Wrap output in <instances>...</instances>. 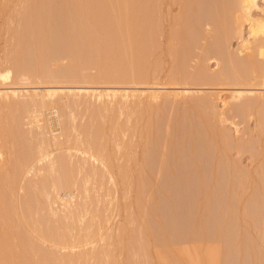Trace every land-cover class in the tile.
I'll return each instance as SVG.
<instances>
[{"label": "rangeland", "instance_id": "374dc122", "mask_svg": "<svg viewBox=\"0 0 264 264\" xmlns=\"http://www.w3.org/2000/svg\"><path fill=\"white\" fill-rule=\"evenodd\" d=\"M30 1H25V3L26 2L30 3ZM33 1L34 0H32L31 3ZM35 1L33 2L34 4L30 3V5L32 6L35 5ZM48 1L49 0H47L46 2L48 6L46 4L45 5L47 7H49L50 5L51 7L50 9L54 8L52 9L53 10L52 13L54 12L53 14L51 13L50 9L49 11L47 10L48 12L46 11L47 7L44 6V4L43 5L41 4V0L36 2L37 4L40 3L38 5L39 6L41 5V6L35 8V10L31 9V8H34V6L30 7L28 4L23 3V0H0V64L4 63V61L6 60L5 61L6 63L1 64V65H5L3 66V70L5 69L7 65L8 66L10 65L9 64V61L11 60L10 57H12L11 63H13L14 61L15 62L17 61L18 63L20 60L21 64L24 62V63H27L28 65L30 64L31 65L30 67L32 66L34 67V61L36 65H38V62H37L38 59H36L37 56L39 58V57H42L43 55L42 58L43 59L46 58L45 59L46 61L51 60V59H47L46 57L47 54L50 55L47 52H51L53 58L52 56H48V57L52 58V61H50V66L51 68H53L55 72L59 67L61 68V69L59 68V71L60 70L62 71V69L64 68H66L67 70L69 66L72 68L71 63L74 64L73 61H75V59H78L77 57H79L80 59L76 60L75 62V65L77 61L79 62L78 68L77 66H76L77 69L74 66L73 68L76 70L82 68L83 71L81 72L78 71V73H82L81 74L82 76H85L86 74L85 79H88L87 75L88 76L93 75L94 77L96 74H98L97 71L99 73L102 72V71H99L97 67H95L98 65V62L101 63L102 61L103 62L106 61L104 62V64L102 62L103 64L102 67L104 66L106 67V65H108L107 63H112L110 61L115 60L114 59L115 55L113 56L112 60L106 56L107 52H106L105 47H107L106 45H108L111 41L109 40L105 41V39L107 40V37H109L108 35H110L111 32L113 35V36H110L112 40H113L112 37L114 38L116 36L118 37L120 34L121 35L125 34L122 36L127 37L126 36L128 34L127 32L129 30H132V32L133 30L135 31L137 29L136 28L137 24L140 23L141 25L140 29L143 27V29H141L140 32H142V30L143 32L140 33L141 37L138 36L139 34L138 35L135 34L137 37L142 39V36L145 35V33L146 34L151 33V31L153 33V30H149V27H150V23L154 24V21L152 22L151 20L154 19V16L152 18V15H154L155 13L152 14V12H154L155 10L153 11V8H150V6L151 7L153 6L149 4L150 3L149 0H139L138 2L137 0H134L135 5H137V3L138 4L140 3V9L139 7L138 8L136 6L134 7V5L132 6L133 2L131 3V1L133 0L131 1L129 0L130 2L127 1L125 3L124 1L126 0L124 1L119 0L121 2L120 6L122 5V7H119L121 11L120 10L117 11V14H115V16L117 15V18L120 17L121 19H123L124 23L129 19L130 23L127 22L126 26L123 25L124 23L120 21V18H118L117 20L115 19L116 17H113L114 13H116L115 12L116 10L114 11L113 9H111V11H113V15H111L110 13L112 18H110L111 16L109 15L110 19L107 20L108 23L106 25H105L106 21H104L103 23L102 22L103 20L100 19L98 13L100 12L101 9H103V7L101 6L105 2L104 3V8H105V4H107L106 2L108 1V3H110L109 0H104L103 3H101L102 1L100 0V4L98 8L97 6L99 3L98 2L99 0L98 1L97 0L96 1L87 0L90 3V5L89 3L85 2V0H82V2L79 0L81 3L75 2L77 3V6H79V8H77V10L79 11L85 9L84 2L85 4H87L85 11H87L88 6H91L93 2L94 6H96V9L95 11L93 9L92 10L94 12L97 11L96 12L97 14H96V13H93V11L88 10L89 13L85 12L87 14H85L84 16H82L84 14L83 13L84 11H82L81 16H80L81 12L79 13L80 17L77 16L78 14L76 15V17L78 18V19L76 18V20H75V17L74 18L70 17L72 15L71 13L75 12V11H72V9L75 10L76 7L73 8V5L75 6L76 4L71 3L72 4L71 5L69 3V5H71L70 6L71 9L69 8V11L67 10L68 12H66V9L69 7V5L65 9V7L63 6L65 5V3L63 2V0H59V2L58 0H54V1L50 0L52 2L50 3L54 4L53 6H51V4ZM68 1H66V3H68ZM113 1H111V3ZM256 1L260 6H263L264 0H256ZM94 2H97V3H94ZM117 2L118 1H116L115 5L119 6ZM151 2H153L154 4L153 0ZM42 3H43V0H42ZM128 3L131 5L130 6L131 9L128 12L127 10L128 8H127L126 11H127V14L130 13L131 11V14H130L131 16H129L131 19L128 18L126 20V16L128 15L125 14V17H124V12L122 11H125V7L129 5ZM112 5H114V3ZM42 6L45 7V10H43L44 8H42ZM62 6L64 8H61ZM108 6L107 8H109ZM113 8H115V6ZM208 8L207 6H203L202 7L203 10L200 9V11H202L200 13L201 14L203 13L202 16L205 14L204 13L205 11L207 13ZM28 9L29 10L31 9V11L33 10V12L36 11L35 12L36 16H38L39 19L43 17H45L46 19V16H47L46 14L49 13L50 16L49 15L47 16V22H45L44 20V25L48 23L52 27L49 29L50 26L48 24H47L48 27L44 25L43 26L45 28L47 27L46 29L48 30V33H49V30H51V32L49 33L50 38L45 37L44 35L47 33V30H46V33L45 32L43 33L44 30L41 29L43 27L41 24L42 22L40 21H42L43 19L41 20L37 19V22H39L41 26L39 27V30H34L33 32V28L32 27H31L32 29L30 28L33 22L31 23V25H30V22L31 20L35 22L36 19H34V17L33 19L32 17H30V19L28 18L29 15L34 16V13L32 12L33 15H31L32 13ZM98 9L100 10L98 11ZM136 9H138V11H136ZM70 10L72 12H70ZM109 10L110 9H107V11ZM42 11H45L46 14ZM107 11H105L106 14H107ZM135 11L137 13H134ZM163 11L164 9H162V12ZM258 11L260 12V10L257 9L256 13ZM64 12L66 13L64 14ZM101 12L103 13L102 16L104 17V12L103 11ZM178 12H179V9L177 6H175V10L173 13L177 14ZM67 13L71 15L69 16ZM164 13H165L164 16H163V13H161V15L165 19L166 12L164 11ZM40 14H41V18H40ZM93 14L98 17L95 18ZM68 16H69V21L68 19L66 20ZM86 16H88L87 17L88 19L86 18ZM107 16H105L104 18H106ZM48 17H51L52 19L49 18L48 20ZM50 19H51V22H49ZM70 19L72 20L73 23L75 22L74 24L75 26H77L76 29L79 26H81L80 24L78 26L77 21L78 23H80V20H81V23H82L83 20H87V21L89 20L91 22H96L95 24L97 25L98 22L95 21V19L102 20L101 22L103 23V27L105 26V28L100 27L101 26L100 23H99L100 25H97V26L94 24L95 25V28H94L93 23L90 22L92 24L91 25L89 23L90 26L91 27L93 26V28H91L90 30V26L87 25L88 23L87 21H85L83 23H86V24H82L83 29H87L89 26L88 30H90L91 32H88L85 30L83 32L82 27H79V29H81L82 31L79 29L75 30L73 28L74 29L73 31H76V32H71L72 27H74V25H72L73 23L71 22ZM164 19L161 18V20H164ZM137 20L138 22L139 21L140 22L137 23ZM135 21L137 24L135 23ZM37 22L34 24L40 25ZM120 22L123 23L122 27L124 26L123 28L121 27L122 29L119 27V25L121 26ZM161 23L165 26L164 27L165 30L164 29H161V30L162 31L164 30L165 34L167 33L166 36H168V32H166V28H167L166 26H168L166 19L164 21H161ZM129 24H131L132 29L130 28ZM33 26L35 27L36 25H33ZM153 26L154 25H151V27ZM70 28L71 30H69ZM124 28L126 29V31L128 30L127 28H129V30L125 33H120V30L123 31ZM36 29H38V26H36ZM38 31L39 33L42 32V36L44 35L43 38L44 37L46 38V40L44 39L45 42L43 44L40 41L42 40L41 38L42 36L41 34L39 36ZM136 31L138 32V30ZM115 33H119V34H115ZM153 34H150V35L153 36ZM165 34L163 33V36L161 34V40H162L161 43L163 44V48L166 47L167 49V46H168L166 42L167 37L165 38ZM247 35H248V32L246 30L245 37H248ZM16 36L19 37V39L17 38L18 40H20L19 44L18 42H16L18 41L15 39ZM36 37L38 40L40 39L38 42H40L42 46L43 45L48 46V47L45 46V48H47L46 50H48L49 48V51L47 52L46 50L44 51L46 54L45 53L41 54L43 49L39 48L37 50L34 47L35 44H33V42L35 41ZM145 37H143L144 40H139V43L137 41L133 43L132 46L137 43L140 44L141 41L147 42L146 40L148 38L149 39L151 38V36L150 37L147 36V39L145 40ZM33 38H34V41H33ZM47 38L49 39L48 41H47ZM122 38L121 39L119 38V39L122 40ZM75 39L78 45L76 44V42L75 44L73 43ZM149 39H148L149 41L148 45L152 44L150 42H154L153 39L152 41H150ZM30 40H32L33 42ZM116 41H119V40H116ZM124 41L127 42L128 46L130 45V42L128 41V37H127V41L125 40V38H124ZM124 41L119 42V44L118 42L116 43L113 41L115 45H113L112 48L118 47L117 49H119L118 52L115 51L116 49H113L115 52H117L116 55H118V53L123 50V47H122V50H120L119 47L120 45L125 44ZM35 42L38 44V45L36 44V46H41L39 45L37 41ZM143 42L141 43L145 44ZM239 42L241 41L240 40L238 41L237 38L232 40L231 49L234 50L233 52L237 51L240 45ZM31 44H32V47L34 48L32 49L33 51L30 49ZM138 44H137V47H135L136 49L131 51V52H134L135 50L137 51L139 49L138 53L134 54L135 57H139L142 55L141 54L142 51L140 53V50L142 49L140 47L142 45L140 44L141 45L140 46ZM75 45L77 46L76 47L77 51L79 48H81V50L77 52V54H74L76 52L73 50L74 48L72 47V46L75 47ZM98 45L101 47V49L102 48L105 49V51L100 50V48H98L99 47ZM177 45H180V44L177 43ZM128 46H127V49L126 48L124 49L126 52L127 50L130 51ZM147 47L149 48V46ZM178 47L181 49V45ZM97 48L98 50H96ZM109 48H111V46H109ZM112 48L108 52H110ZM179 48H176V49L172 48V49L177 51V49ZM11 49H13L14 51L12 52ZM149 49L148 50L147 48L144 49L147 52L143 53L145 54L144 56L142 55L145 60L146 67L147 65H150L151 67L152 66L151 64L155 63L153 62V59L155 58L153 57L154 53H152V52H155V49L152 48L153 49L152 51H150ZM34 50L36 54L37 53L39 54L41 52L40 53L41 56H39L38 54L36 55L35 53L33 54L32 52H34ZM113 50L111 51L112 54H109V55L112 56L115 53V52L113 53ZM125 51L123 53L120 52L121 54H119L120 57L118 58V60H121L120 58L125 53ZM178 51L180 53V50ZM196 51H198V53L200 52L199 50H196ZM8 52L14 53L15 58H17V60L15 58L13 59L14 55L10 56V53H9L8 57L10 56L9 57L10 60L7 61L6 58H8L7 57ZM162 52H159L161 55L163 54L160 58V60L162 59L161 60L162 62L160 63L162 64L161 65L162 68L160 67L161 69H159V71L162 70L161 71L162 74L158 73L159 76L157 74L158 79L157 78L155 79L153 75L155 74L154 72H152V70L154 71L153 69L154 67L152 68V70L149 67L151 71H149L148 69V72L153 73L152 74L153 79L155 80L152 79V81L149 82L148 79L150 80L152 78L151 77L152 75H150L147 81L145 82H148V85L150 84L152 85L153 83L152 86L119 85V86L109 87L111 91L118 92L116 95H114L115 98L117 99L122 95H128L130 96V98H132V99H129L131 101L128 102L129 103L128 108L127 107L121 108L122 107L121 104L118 103L121 101H117V100H116L117 102H115L114 100L115 105H113V102L108 101L107 105H109L111 102L110 106L108 107L107 105L105 107L102 106L104 105L103 103L101 104L100 102L97 103L96 100L94 101L95 95L92 93L98 90L99 86H96L93 84H59L58 86L59 90L64 91L66 94L75 93L77 96L81 98L79 101L76 99L69 98V99H65L63 102L65 104L66 113H68L69 115L72 114L74 116L73 119L76 118L74 119V121L70 120L72 118L70 119L68 118V121L70 120L71 122H74V123H71V125L73 124L75 129L76 127H78L77 129L79 130L83 126H86V128L83 127L84 130L87 129V131L85 130L86 133L85 132L83 133V131L80 130L83 134L87 135V136L85 135L86 137H89L88 136L89 133L91 134L93 133L92 135H94L95 133L93 137L96 136L97 138L95 139H97L103 145L107 146L108 150H111V152H113L114 156L116 157L114 161L115 164H119V165L122 164L126 171V175H125V178L123 177V181L121 178L120 180L117 179L118 183L116 184L115 181H111L112 177L110 178L109 174L106 175V179H105V174H107L105 173L106 171H104L105 169L103 168L104 173L102 175V173L100 172V170L102 169V166H100V164L98 165L96 164L97 168L99 166H100L99 168H101L99 170V173L101 175L99 176L94 175L93 171H91L90 174L93 173L92 175H94L95 177L103 176L102 177L103 181L101 180L102 181L101 184H103L102 188L97 187L95 185L97 183L96 180H98L97 178L96 180H95V177H92L91 179L89 176V173L84 172L88 169L93 170L91 168L92 166L94 167L95 165H93L91 162H88L86 165L83 164V166L85 165V167L87 168V169L85 168L86 170L80 169L79 171L80 173L78 172L76 173L78 176L77 179H79L80 181L83 180L84 184L87 183L86 181H88L89 180L88 178H90L89 180L90 182L88 181L89 184H87L89 186L88 188L86 187L88 194L90 195L89 198L85 197L86 195L88 197L87 192L84 196V193L86 191L85 189H82V192L81 191L80 192L82 193L83 197L88 199L87 201L88 202L90 201L91 203L90 202L88 203L89 206H86L88 205L86 203L87 201L83 202L86 204V205L84 204L85 206L83 205V203L81 204L86 210H87V207L89 208L87 211V214L84 213V218L86 217L85 218L86 220L83 219V222L82 221L79 222L80 220L76 219L78 220L76 223L77 225L73 223L75 221L74 218L69 217L68 221L67 220L66 221L69 224V221L71 218L74 221L72 220V223L70 222L71 223L70 225L72 226L73 224V228H76L74 226H78L80 228L83 226L82 229H84V224L87 223V221L89 224V225L87 224V226H90L92 224V227H91L92 229L94 227L93 224H95V227H94L95 231L92 230L91 235L92 236L95 235L97 237L103 233V238L105 237L107 240L105 241V239L101 238L102 241L100 242V237L102 235L99 238L97 237L98 243H96L97 241H95L96 237L94 239L91 238L89 240H92V241L94 240L95 241L93 242L94 245L93 243H90L82 247L83 249H76L75 251L77 252L75 251L71 252L70 250L69 252L68 250L63 252L64 251L63 248L60 249L61 246L57 247L55 245V247H52L53 243L50 240L51 235L49 236L48 234H50L49 232L53 234V232L56 233V232L63 230L61 229L63 222H62V225L60 224L61 222L58 223V225L59 226L61 225V227L60 228L58 227L57 229L58 230L60 229V230L54 231L55 229H53L52 223H50L51 222L50 219L54 218V215L51 213L53 217L52 215L50 216L52 218L49 217L50 211L47 208L48 206L46 207L47 205L46 202H45L46 205L44 203L40 205V203H42L43 201L42 199L39 200V197L41 196L42 198L43 194L40 193L41 192L40 190L36 189L37 185L35 184L39 183V181L35 183V180H37L38 178L37 175L40 172H44L45 169H43V171H39V173L36 172L37 175H35L36 173L34 171H31L32 173L27 174L25 178L23 179V181L21 182L22 183L21 187L22 185L25 187L27 181L29 182L31 180L32 184L36 186V187H33V185H31L32 188L36 189L37 191L34 190L35 191L34 192L32 191L33 190L32 189L31 191H29V194H26L27 192L26 193L23 192L26 189L25 190L24 188L20 189L18 188L19 186H17L16 188H18V192H17V189L15 191V195L16 193L17 195L16 196L13 195V197H15L13 198V204L15 205V208H14V211L12 210V213H11L12 225L10 226L12 228L13 226L14 227L16 226L18 228L15 227V231L14 229H11V227L9 228V233H10L9 235H10L11 242L9 246H6L5 251L10 252L9 253L10 262H11V257H12L11 243L13 244L14 242V245L19 247L18 248L19 250H18L17 247L14 246V253L16 254V252L18 251L16 256L17 255L20 256L19 259H22V260L24 259L26 264L27 262H29L28 264H32V262H34L33 264H37V261L39 262L43 261L45 263L47 262L46 260L47 258L49 262L45 264H56L53 261L54 257L52 258V256L60 257L61 255V257L64 256L65 258H67L66 255H68V257L70 258L72 257V255L77 254L76 257L79 255L81 256V258H83L82 255H84L85 252H88V253L90 252L88 255L92 253L94 254V252L96 253L101 252V254L98 260H96L95 258L93 259L87 258L90 256L92 257L93 254L90 256L86 255L87 257L86 256L85 257L87 259V263H86V260L83 258V260L82 259L81 260L84 261V263L81 261V264L82 263L83 264H114V263L115 264H181V263L182 264H264V124L263 125L260 124L262 126L260 127L259 123H257L258 122L257 120H260L259 119L260 116L258 117L257 115L253 114L254 116L250 115L251 116L250 118L248 114H245L243 112L241 113L240 111H238L237 109L238 107L234 104V102H232L229 99L227 100L228 102L227 106L226 107L223 106L222 100H220V98H218L219 100L217 99L218 94L221 93L220 92L221 90H229V89L222 87V86L211 88V87L203 86L204 84L202 85V82L201 84H198L199 82H196L197 83L196 84L193 81L194 83H189L191 85L187 83L188 85L186 84L185 86H183V87H187V90H189L190 94L183 96V97L175 96L172 91L181 90L183 88V87L178 88L176 85L170 84L172 82L170 81L171 80L170 75L171 76L174 74L179 75L177 71L179 72L180 66L178 68L179 70L175 72H174V69L176 68V64H175V68L172 67V64L178 61L177 59L179 58L178 57L179 53H177L178 54L177 56L174 53V55L176 56L175 57L176 59L174 60L176 61L172 62V59L174 57L173 58L171 57L173 55L170 57L166 55V53L164 54ZM72 53L76 57L75 59L73 57L74 60L72 59V56H74L72 55ZM44 54H45V57H44ZM127 54H129V52H127ZM127 54H124V56L122 57V60L123 58H125V56H127ZM98 55H99L98 59H100V61L102 60L101 62L97 61ZM142 56L140 58H142ZM34 57H35V60H34ZM42 58H39L40 60V61L38 60L39 64L42 62L41 60ZM129 58L132 59L131 57ZM140 58H137L138 61H140L139 60ZM108 59H110L109 62H107ZM137 59L135 63L137 62ZM118 60L116 58V61L114 62H117ZM124 61L122 62L120 61V62L123 64L127 63V61H125V63ZM142 61L141 63L144 64V61L143 62ZM47 62L44 63L45 64L44 66L48 67V65H46ZM120 62L118 63L121 64ZM131 62H134V61L131 60ZM199 62L200 60L195 58L194 61L192 60V62L188 63L187 65L189 64L190 65L189 67L187 66L188 68L185 67L187 68L186 73L190 74V73L195 72ZM24 63L22 65H25ZM138 63L140 64V62ZM215 64H216L215 61L212 60L209 63L210 68L212 67L211 69H215L216 68ZM1 65H0V68H1ZM28 65H26V67H29ZM41 65L43 66V64ZM109 66H111V64H109ZM70 67L68 69L71 72ZM121 67H123V65H121ZM185 68L183 69L184 72L186 71ZM170 69H172V74L169 71ZM3 70H1V73L3 72ZM59 71L57 70V72ZM16 72L13 73L12 78L10 77L9 79H6V80L3 77V75L0 73L2 75V77L0 76V90L8 91L13 88V89H17L18 91H22L21 95L16 96V97L0 95V119L4 117L9 118V122L11 123L10 126L12 127L11 129L12 131L10 132V136H9V141H10L9 142V156H10V153H13V155L11 154L10 156L11 157L10 159H12V161L14 160L16 161V159L23 160L25 159V157L29 156L28 155L29 153L30 155L33 154L34 156L36 153H38L39 147L42 144L41 141L43 140V138H45V136L49 137L53 133L52 131L54 130V128L51 127V124L49 122L52 116H50L51 114L50 112H48L49 111L48 109H44V111L40 113V115L43 116L42 119H44L43 120L44 124L42 125L46 126V129H44V131L41 130V128L43 129L44 126L42 127V125L39 123V119L36 120L37 122H35L33 119V117L35 116V114H32L34 111V108L31 106L33 104L30 102L35 99L33 95H36L38 91L43 90V88L45 87L44 84L39 83L40 81L41 83L43 81L42 80L38 81L39 78L37 79L36 76H34L33 78L32 75L23 76L24 74L23 75L21 74L23 76L21 77L19 72L17 73ZM184 72H182V69H181L180 73L185 74ZM100 74H103V73H100ZM100 74H98V76L103 77V75H105V74L103 75H100ZM81 75L79 74V77H81ZM168 76L170 77V79ZM104 77H107V75ZM162 77H164V79H167L166 77H168V80H164L162 79ZM82 79H84V77ZM100 80H102V78ZM104 80L106 82V79ZM95 82L98 85L102 84V82H100L101 84H99L98 80L97 81L95 80ZM188 82H191V81H188ZM102 85H105L104 82ZM167 85L168 87H166ZM135 90L138 91V93H136L135 95H130V93H132V91H135ZM153 90H157V91L159 90L163 93L161 98L158 101H151L149 103L150 100L148 101L147 99L142 100V101L138 100L139 98L145 97L146 94H148V92L153 91ZM242 92H245V91H242ZM253 92H261V91H253ZM118 100H121V99H118ZM1 104H2V107L4 106V104L7 107L5 106L3 107V109H1L2 108ZM66 105L68 108L66 107ZM68 114L66 115L68 116ZM105 119L107 122H104ZM261 119L264 123V112H262ZM235 124H237L238 126ZM120 125L122 126V128L119 127ZM96 127L99 130H97ZM235 127L236 128L239 127L238 132H236L237 129ZM116 128L117 129L120 128L122 130L116 131ZM88 131L89 133L87 134ZM74 132L72 133L73 135H74ZM44 133L48 135L45 134L43 136ZM73 135H72V138H73ZM117 144L123 145V146L120 145L123 148L121 147V151L119 152L118 150L120 149L115 147V146L119 147V145ZM11 145L13 146L12 149H11ZM56 152L57 151H55L54 153ZM65 152L62 151V153H65ZM72 154L74 157H76L75 159L78 162L76 163L77 165H79V159L81 157L83 158V155H81L80 152H75V151L74 152L72 151ZM66 155L68 157L70 156L69 153ZM5 159L0 158V167L3 164H6ZM82 161L80 162V164H82ZM72 164L71 165L74 167L75 164L74 163ZM14 165L12 166L11 171L15 169L13 168L15 167ZM41 165L43 166V168L47 167L46 163L41 164ZM76 168H78V166ZM81 170L83 173L81 172ZM86 173L88 174L87 179H86L87 175H85ZM49 175L50 173L47 175L48 177H44L45 175L44 174L42 175L41 173L40 176L41 177L43 176L42 178L44 180L45 178H47L46 180L49 182V179L53 180L55 176L54 174H51L50 176L53 177V179H51ZM44 180H41V182H43ZM29 184L31 183L29 182ZM47 184L48 183H46V185ZM78 184H81V183L78 182ZM101 184H98V186L99 185L101 186ZM114 184H116L117 187H115ZM82 185L78 187L81 188ZM31 186L28 188L30 189ZM46 187L49 190L52 188L51 185L46 186ZM28 188H27V191H28ZM89 189H90V192H89ZM49 190L48 192L51 191ZM38 193H40L41 195ZM23 194L24 195L26 194L25 196L29 195L28 196L29 198L26 197V200L24 201L26 203V201L29 200L28 207L31 206L30 208L31 210L29 209L30 214H28L27 213L29 211L27 207L28 203L27 205L25 204L27 208L26 213L27 215H30L31 217L30 218L28 216L29 219H27L29 221V224H27L28 221L27 222L23 221L27 225L23 224V222L21 223L22 221L21 218L23 217L25 218L26 214L23 215V217L20 216L21 212L24 213L26 208L24 209L22 206V208L24 209V212L22 211L23 209H19L20 205L23 204L22 203L23 198L25 199V197H23L24 196ZM45 198L46 197H43L44 200ZM78 198H79L78 199L79 201L82 200V199L80 200L81 197H78ZM38 200L41 202H39ZM46 200L49 204L48 199ZM78 200L76 202L77 206H78L77 203L79 202ZM59 203L60 204L57 203L53 205L55 209H58L57 216L55 217L56 219L54 218L55 220L52 221L53 223L54 221L57 222L59 219L60 220L64 219V218H59V217L67 218L64 213L65 210L61 209L63 208V206L60 208V205L62 202H59ZM41 209H43V212ZM45 209L49 212H47ZM75 209L76 208H74V210ZM92 211H93V215H92ZM97 213L98 215H96ZM99 213L102 215L100 216ZM58 215L60 216L58 217ZM66 215H67V212H66ZM38 218L40 220L39 223L42 224L41 230L44 231V232L39 231L41 234L36 230L40 228L37 222L39 220L36 221V219ZM19 219H20V222H19ZM33 219H35V221ZM91 219L93 220V222L91 221ZM48 220H50V222H47ZM64 220H61V221H64ZM98 220L101 222H98ZM33 222L34 223L37 222L38 228L35 227L36 229H34V226L36 225H34ZM46 223L50 227L46 225ZM81 223H84V224L82 225ZM68 224L66 226L67 228H68ZM56 225L57 224H55L54 226ZM97 225L98 226L100 225V226L97 227ZM87 226L85 227V229L87 228ZM103 226H105L104 230H103ZM51 227L53 231L50 230ZM63 227L65 228L64 230H66L67 232L66 227L65 226ZM22 228L23 230H21ZM91 228H90V231H91ZM124 228H125V231H124ZM19 229L22 231V233ZM96 229H98L99 231ZM35 230L38 232V236ZM68 231H71V230H68ZM79 231L81 232V229H79ZM79 231L77 230V232ZM86 231L84 232L85 233L84 235L87 238H90L91 235L87 233L89 235L87 236ZM26 232L28 233V235L26 234ZM66 232H62V234L70 233V232L69 233L68 232L66 233ZM42 233L43 235L45 233V235L47 234L46 236L50 237V238L48 237L50 242L45 238L46 237L45 235H44L45 237H43ZM120 233L122 234L120 235ZM14 234L17 235L16 238H15L16 235ZM75 234L77 235L78 233H75ZM29 235H31V237L27 238V236ZM109 235L110 236L112 235L111 238H109L110 237ZM70 236L71 235H69V238ZM72 237H71L72 240L70 241H73L76 237L78 238L79 234L75 238L73 237L74 239ZM18 239H22V240H18ZM84 240L86 241L87 239L85 238L83 239V241ZM104 241L107 243H105ZM16 242H18V245H16ZM26 243L27 245L28 244L30 245L29 248L31 249H32V246H34L33 250H30L29 248H27L28 246L26 247ZM93 246H95L94 250H91L93 249ZM4 248L5 247H3V249ZM57 249L59 252L56 251ZM46 250L48 251L51 250L52 251V252L50 251L51 253L53 254L57 253V255H52L48 253V251L45 252L47 254H44L43 251H46ZM60 250H62L61 251L62 253H60ZM213 250H216V251L213 252ZM81 252H84V254H82ZM107 252L110 254V258L106 257ZM43 257H44V260L46 261L42 260ZM160 257H162V259ZM49 258H52V259H49ZM43 262H41L40 264H42Z\"/></svg>", "mask_w": 264, "mask_h": 264}, {"label": "bare ground", "instance_id": "6f19581e", "mask_svg": "<svg viewBox=\"0 0 264 264\" xmlns=\"http://www.w3.org/2000/svg\"><path fill=\"white\" fill-rule=\"evenodd\" d=\"M25 1H30V0H23V3H25ZM32 1V0H31ZM31 1H30V3H31ZM35 1V0H34ZM33 1V2H34ZM39 1V0H38ZM37 0L35 1V5H33L34 6V8H31V9H34L35 10V8H37V7H40L38 4H40V3H36V2H38ZM45 1V2H44ZM51 1H54V0H51ZM50 0L48 1L49 3L51 2ZM66 1H68V0H63V2L65 3V5H63L64 7H65V9H66V7H68V5H69V3L71 4H76L75 6L73 5V8L74 7H76L75 8V10H73L72 9V11H75V12H73V13H71L70 15H69V13L70 12H72L71 10H70V12L69 13H67L71 18H74L75 17V20H76V15L78 16V17H80L81 15H82V11H84L83 13V15L82 16H84L85 14H87V13H89V11H95V9H96V6H94V4H93V2H92V7L91 6H88V8H87V11H85L86 10V5L87 4H85V2H87V3H89L87 0H85V2H84V5H85V9H83V10H77V8H79V6H77V3H75V2H78V3H81L82 2V0H69L68 1V3H66ZM94 1V0H93ZM96 1V0H95ZM98 1V0H97ZM102 2L101 3H103L104 2V0H101ZM111 1H113V0H111ZM111 1L109 0V2L111 3ZM115 1V2H114ZM111 4L110 3H108V1L106 2L108 5H110V6H108L107 4H105V8H104V3H103V5L101 6V7H103V9L105 10V11H107V9H110L109 11H107V14H106V12L103 10V9H98V11L100 10V12L98 13V15H99V17H100V19H102V20H97V19H95V21H97L98 23H97V25H100L101 24V26L100 27H102V28H105V26L103 27V23H104V21H106V23H105V25L108 23L107 22V20L108 19H110V18H112V16L111 15H113V11H111V9H113L116 13H114V16L113 17H116L115 19H117L118 20V18H120V17H118L117 18V15L115 16V14H117V11H119L120 10V8L119 7H122V5L120 6V4H121V2L119 1V0H114ZM116 1H118L117 3L119 4V6H118V8H117V6L115 5V3H116ZM121 1H124V0H121ZM127 1H129V0H126V1H124V3L125 2H127ZM131 1V0H130ZM129 1V2H130ZM139 0H137V2H138ZM150 1V5H152L153 7H151L150 6V8H153V11L154 12H152V14H154V15H152V18H153V16H154V19L153 20H151L152 22L154 21V24H152V23H150V27H151V25H154L153 27H149V30H153V33H152V31H151V33H148V34H146L145 33V35H146V37H145V35H143L142 36V39L141 38H139V37H141L140 35V33H142L143 32V30H142V32H140L141 31V29H143V27L140 29V27H141V25H140V21L138 22V20H137V23H139V24H137L136 23V21H135V23L137 24V29L136 28H134V29H136V30H138V32L136 33L134 30H133V32H132V30H129V28H127L128 30V32L126 31V29L124 30L123 29V31H121L120 30V33H125V32H127L128 34L126 35L127 37H128V41L130 42V45L128 46V44H127V42H125L124 41V38H125V40L127 41V37H125V36H122V35H125V34H120L119 36H121V37H119L120 39L122 38V37H124V38H122V40H120L117 36V38L115 37H112L113 38V40L111 39V37L110 36H113L112 35V32H111V34L110 35H108L109 37H107V40L105 39V41H111L108 45H106L107 47H105V49H106V56L108 57V58H110L111 60H112V58H113V56H114V59L115 60H113V61H110V59H108V61L107 62H114V61H116V58H117V60H118V58L120 57V55L119 54H121V53H123L125 50V48L127 49V46H128V48L130 49V51L129 50H127V52H129V54H127V52L125 51V53L124 54H127V56H125V58H123V60H122V57L124 56V54L121 56V60H118L117 62H114L113 63V65H112V63H107L108 65H106V67L104 66V67H102L103 66V64H104V62H106V61H102L103 62V64H102V62L100 61V59H98V57H99V55L97 56V61H100L101 63H99L98 62V65L97 66H95V67H97V69H99V71H102V72H100V73H103V74H105V75H103V74H100L98 71H97V73L98 74H100V75H103V77L104 76H106L107 75V77H102V76H98V74H96L94 77H93V75H87V78L88 79H85V76H86V74H85V76H82L81 74L82 73H78V71L79 72H81V71H83V69L82 68H80V66H79V68L80 69H78V70H76L77 68H78V64H79V62L77 61V63H76V65H75V62H76V60H78V59H80L79 57H77L78 59H75L76 57H75V55L74 54H77V52H79L80 50H81V48H79L78 49V51H77V49H76V45H75V47L74 46H72L74 49V51L76 52V53H72V55H74V56H72V59H73V57H74V59H75V61H73L74 62V64L73 63H71V66H72V68L70 67V69H71V72H70V70L67 68V70H66V68H64V69H62V71L60 70L59 71V68L57 69L59 72H57V70H56V72L53 70V68H51V66H50V61H52V58H53V56H52V54H51V52H47V51H49V48H48V50H46L47 48H45V46L46 47H48L47 45H41L40 44V42H38L39 40L37 39V37H36V39H35V41H37L38 43H39V45H41V46H36V42L34 41V38H33V41L35 42H33L32 40H30V41H32L33 42V44H35V48L38 50L39 48H41V49H43L42 50V53L41 54H43V53H45L44 51L46 50V52L47 53H49L50 55H46V57H47V59H51V60H45L46 58H42L43 57V55H42V57H39V58H42L41 60H42V62H43V60H44V62L42 63H40L39 64V58H38V56H37V58L36 59H38L37 60V62H38V65H36V63H35V61H34V67L32 66V67H30L31 65L29 64H27V63H24L25 65H22L21 64V61L19 60V64L17 63V61L14 63H11L12 61V57H10L11 55L13 56L14 55V57H13V59L15 58V54L14 53H11V52H8V54H7V57H8V55H9V53H10V59H9V57L8 58H6L7 59V61H9V66L7 65L6 67H5V69L3 70V66H5V65H1V64H4V63H6L5 61H4V63H1L0 65H1V68H0V73H1V70H3V72H5V73H1L2 75H3V77L5 78V80L6 79H9L10 77L12 78L13 76V73H15L16 71L17 72H19V74L21 75H23V76H29V75H32V77L34 78V76H36V78L38 79V81L39 80H42L43 82L41 83V81L39 82L40 84H44V88H43V90H41V91H38V93H36V95H33V97L35 98L33 101H31L30 103H32L33 105H31L33 108H34V111H33V113L32 114H35V116L33 117V119H34V121L35 122H37L36 120L37 119H39V123L42 125V124H44V119H42L43 118V116L42 115H40V113L41 112H43L44 111V109H48L49 111L48 112H50V116H52L51 117V119L49 120V122H50V124H51V127L52 128H54V130L52 131L53 133L51 134V135H53V136H49V137H47V136H45V138H43V140L41 141V146L39 147V151H38V153H36L34 156H33V154L32 155H30V153L27 155L28 157H25V159H23V160H18V159H16V161L14 160V161H12V159H10L11 157V154L13 155V153H10V156H9V136H10V132L12 131L11 129H12V127L10 126L11 125V123L9 122V118H7V117H4V118H1L0 119V158H6L5 160H6V164H3L1 167H0V264H26L25 263V261H24V259L22 260V259H19L20 258V256H16V254H17V252H16V254L14 253V242H13V244L11 243V245H12V257H11V262H10V258H9V253L10 252H6L5 250H6V246H9V244H10V242H11V240H10V233H9V228L11 227L10 225H12V221H11V213H12V210L14 211V208H15V205L13 204V198H15V197H13V195L14 196H16L17 195V193H16V195H15V191H16V189H17V192H18V188H24V190L25 191H23V189H22V191L24 192V193H26V194H29V191H31L32 189V191H34V190H40L41 192V194H43L42 195V198H41V196L39 197V200L40 199H42V203H40V205L41 204H45V202H46V207L49 209V211H50V214H49V217L53 214L54 215V218L57 216V213H58V209H55L54 208V206L53 205H55V204H60L59 202H62L61 203V205H60V208L63 206V208H61V209H64L66 212H67V215H66V212L64 211V213H65V216L67 217V218H65V217H59L60 215H58V217L59 218H64V219H61V220H64V221H61L60 219L56 222V221H54V223L55 224H57L56 226H54L55 224L52 222L53 220H55L54 218H52L53 217V215H52V217H50V218H52V219H50L51 220V222H50V220H48L47 222H50V223H52V227H53V229H55L54 231H56V230H58L57 228L59 227H61V225H62V222H63V225H62V228L61 229H65L63 226H67V224H68V218L69 217H71V218H74L75 219V221L73 220V219H71L70 218V221H69V224H68V228L66 227V229H67V232L69 233V234H62V232H66V230H61V231H59V232H56V233H54L53 232V234H51V232H49L50 234H48L49 236H46L45 235V233H44V235L46 236H44L43 235V233H42V235H43V237H45L48 241H49V239H48V237L50 238V240H51V242L53 243V245H52V247H55V245L57 246V247H59V246H61V248L60 249H62L63 248V252H65L66 250H68V252H69V250L71 251V252H74L76 249H83L82 247H84V246H86V245H88V244H90V243H93V242H95V241H97L98 239H97V237L99 238L101 235V237H100V242L102 241L101 240V238H103V233L100 235V236H95V235H91V232H92V230H94L95 228V224H93L94 225V227H93V229L91 228L92 227V224L90 225V226H87V224H88V221H87V223H81L82 225L84 224V229H82V227L80 228V227H78V226H74V227H76V228H73V224H72V226L70 225L71 223H72V220L74 221L73 223H77V221L78 220H80L79 222H83V219H85L84 218V213L85 214H87V211H88V207H87V210L83 207V205L85 204V203H83V202H86L88 199H86V198H89V194H88V191H87V188H88V186L89 185H87V184H89L88 183V181L90 180V178L92 179V177H95L94 175H101L100 173H99V170L101 169V168H99L100 166H102V169L100 170V172L102 173V175H103V173H104V171H106L105 173H107V174H105V179H106V175H110V178L112 177V179H111V181H115L116 182V184L118 183V180H120V178L122 179V181H123V177L125 178V175H126V171H125V169H124V166L121 164V165H119V164H115V159H116V157L114 156V154H113V152H111V150H108V148H107V146H105V145H103L101 142H99L97 139H95V138H97L96 136L95 137H93L94 135H95V133H94V135H92L91 133H89V131L87 132V134L89 133V137H86L87 135L86 134H83L84 132H85V130L87 131V129H85L84 130V128L83 127H85L86 128V126H83L82 128H80V130L81 131H83V133L79 130V129H77L78 127H76V129L74 128V125L72 126L71 125V123H74V122H71V121H74V119H76V118H74L73 119V115L72 114H68V113H66V111H65V104L63 103L64 102V100L65 99H69V98H72V99H76V100H80L81 98L79 97V96H77L75 93H68V94H66L64 91H61V90H59V88H58V86H59V84H93V85H96V86H99V89L98 90H96V91H94L92 94H94L95 95V97H94V101L96 100L97 101V103L98 102H100L101 104L103 103L104 105H102V106H106L107 105V102L108 101H111V102H113V105H115V102H117V101H121V102H118L119 104H121V108H128L129 107V101H131V100H129V99H132V98H130V96H128V95H122V96H120L118 99H121V100H118L117 98H115V96L114 95H116L118 92L117 91H111L110 89H109V87H111V86H119V85H134V86H140V85H148V82H145V81H147V79L149 78V76L150 75H152L153 73L152 72H154L155 74H153L154 75V77H155V79L157 78L158 79V76H159V74H162V70H160L159 71V69H161L162 68V64H160L162 61V59L160 60V58H161V56L163 55H161L159 52H162V53H166V55H168V56H172L171 58H173L172 59V62H175L176 60H174V59H176L175 57L178 55L177 53H179V51L178 50H180V53H179V55H178V61H176L174 64H172V62H171V64H172V67H174L175 68V64H176V68L174 69V68H172V69H174V72L175 71H177V70H179V72L177 71V73L179 74V75H175L174 73V75H170V77H171V80L170 81H172L170 84H172V85H176L178 88H180V87H183V86H185L187 83L189 84V83H196V82H199L198 84H201V82H202V85L203 86H207V87H218V86H222V87H225V88H227V89H229V90H221L220 92L221 93H219L218 94V97H217V99L218 98H220V100H222V102H223V106H227V104H228V102H227V100L229 99V100H231L232 102H234V104L238 107L237 109H238V111H240L241 113L243 112V113H245V114H248L249 116L250 115H252V116H254V115H257L258 117H259V119L260 120H257L258 122L257 123H259V125L261 124V125H263L264 123H263V121H262V119H261V115H262V112H264V4H263V6H260L258 3H257V1L256 0H153L154 1V4H153V2H151L152 0H149ZM19 2V1H18ZM31 3V4H34V3ZM46 2H47V0H43V3H42V0H41V4L43 5L44 4V6H46L47 4H46ZM58 2H59V0H58ZM99 3H98V6H97V8L99 7V4H100V0L98 1ZM133 2V4H132V6L134 5V7L136 6L137 8L139 7V9H140V3L138 4L137 2V5H135L134 3V0L133 1H131V3ZM30 3L29 2H26L25 4H28L30 7L32 6V5H30ZM52 3V2H51ZM50 3V4H51ZM94 3H97V2H94ZM114 3V5H112ZM46 4V5H45ZM61 4H62V2H61ZM71 4V5H72ZM83 4V3H82ZM129 4V3H128ZM128 4H126V5H128ZM54 4H51V6H53ZM60 5V4H59ZM71 5H69V7L66 9V12H68L69 11V8L71 9ZM79 5V4H78ZM81 5V4H80ZM89 5H90V3H89ZM124 5V4H123ZM209 5V6H208ZM32 6V7H33ZM36 6V7H35ZM48 6V5H47ZM46 6V7H47ZM61 7V8H64V7ZM83 6V5H82ZM81 6V7H82ZM107 6L109 7V8H107ZM115 6V8H113ZM129 6V7H128ZM128 6H126L125 7V11H122V12H124V17H125V14H127V11H126V9L128 10V12H129V10L131 9V5L129 4ZM175 6H177L178 7V9H179V12L177 13V14H174L173 12H174V10H175ZM203 6H207V8H208V10H207V13H206V11L204 12L205 14V16L203 15L202 16V14L200 13V12H202V11H200V9H202V7ZM84 7V6H83ZM82 7V8H83ZM91 7V8H90ZM16 8V7H15ZM42 8H44L43 10H45V7H43L42 6ZM51 7H50V5H49V7H47V9H46V11L48 10L49 11V9H50ZM31 9L29 10V11H31ZM52 9H54V8H52ZM52 9H50L51 10V13H52ZM59 9V8H58ZM64 9V10H65ZM93 9V10H92ZM123 9V8H122ZM135 9V8H134ZM162 9H164V11L166 12V16H165V19H166V21H167V24H168V26H166L167 28H166V32H168V36H166L167 35V33L165 34V32H164V30H165V26L161 23V21H164L165 19H164V15H165V13H164V11L162 12ZM257 9H259L260 10V12L258 11L257 13H256V10ZM68 10V11H67ZM76 10H77V12H76ZM89 10V11H88ZM203 10V9H202ZM47 11V12H48ZM93 11V13H96V12H94ZM101 11H103L104 12V17L105 16H107L106 18H104L102 15H103V13L101 12ZM121 11V10H120ZM136 11H138V9H136ZM134 12V13H137V12ZM33 12V10L31 11V13ZM36 12V11H35ZM35 12H33L34 13V16H30L29 15V19H30V17H32V19H33V17H34V19H36V21L34 22V21H32L31 20V22H30V25H31V23L33 22V24H32V26H30V28L32 27L33 28V32H34V30H39V27L41 26V24H42V27L43 28H41V29H43L44 31H43V33L45 32L46 33V28L48 27V25L50 26V24H48V23H46L45 25H44V20H45V22H47V16L49 15V13L48 14H46V12L45 11H42V12H44L47 16H46V19H45V17H43V18H41V14H40V18L41 19H43L42 21H40V22H42L41 24L39 23V22H37V19L38 20H41V19H39L38 18V16H36V13ZM40 12V11H39ZM59 12V11H58ZM58 12H57V14H58ZM66 12H64V14L66 13ZM81 12V14H80V16H79V13ZM85 12H87V13H85ZM33 13L31 14V15H33ZM54 13V12H53ZM52 13V14H53ZM92 13V12H91ZM100 13H101V15H100ZM109 13V14H108ZM110 13H111V15H110ZM119 13H121V12H119ZM161 13H163V16L161 15ZM29 14V13H28ZM97 14V13H96ZM106 14V15H105ZM123 14V13H122ZM131 14V11H130V13H128L127 15L128 16H126V20L128 19V18H130L129 16H131L130 15ZM139 14V13H138ZM63 15V14H62ZM74 15V16H73ZM94 15V14H93ZM111 17H110V16ZM121 15V14H120ZM28 16V15H27ZM50 16V15H49ZM64 16H66V15H64ZM69 16L66 18V20L68 19V21H69ZM89 16V15H88ZM88 16H86V18L88 17ZM94 17L95 18H97L98 16H95L94 15ZM110 17V18H109ZM25 18V17H24ZM49 18H51V17H48V20H49ZM64 18V17H63ZM82 18V17H81ZM80 18V19H81ZM85 18V19H86ZM161 18H163L164 20H161ZM26 19V18H25ZM52 19V18H51ZM51 19H50V21L49 22H51ZM78 19V18H77ZM83 19H84V17H83ZM88 19V18H87ZM131 19V18H130ZM56 20V19H55ZM65 20V21H66ZM71 20V19H70ZM74 20V21H75ZM89 20H90V18H89ZM87 21V20H83V22H85V21H87V25H89L90 26V24L91 23H93V26H94V28H95V23L96 22H91V21ZM123 19H121L120 18V21L121 22H123L124 23V20L122 21ZM62 21V20H61ZM103 23H102V22ZM26 22H27V20H26ZM38 23V24H40V25H37V24H34V23ZM57 22H58V20H57ZM71 22H72V20H71ZM81 23V20H80V23H78V21H77V24H78V26H79V24L81 25V26H79V27H82L83 25L82 24H86V23ZM91 22V23H90ZM120 22V23H121ZM130 23L129 22V19L123 24V23H121V26L119 25V27L121 28L122 27V24L124 25V26H126L127 24L126 23ZM53 23V22H52ZM51 23V24H52ZM60 23V22H59ZM68 23V22H67ZM73 23V22H72ZM71 23V24H72ZM75 23V22H74ZM72 24V25H74V27H72V31L71 32H76V31H73L74 29L75 30H77V29H79V27L76 29V27L77 26H75V24ZM90 23V24H89ZM100 23V24H99ZM119 23V24H120ZM27 24V23H26ZM48 24V25H47ZM61 24V23H60ZM95 24V25H94ZM136 24H134V25H136ZM33 25H36V26H38V29H36V26L34 27ZM47 26L46 28L44 27V26ZM69 25V24H68ZM72 25H70V26H72ZM92 25V24H91ZM96 25V26H97ZM130 25V28H131V24H129ZM140 25V26H139ZM162 25V26H161ZM89 26H88V28H89ZM93 26L91 27L90 26V30H91V28H93ZM123 26V27H124ZM143 26V25H142ZM52 26H50L49 27V29L51 28ZM99 27V26H98ZM122 27V28H123ZM128 27V26H127ZM138 27H139V29H138ZM31 28V29H32ZM45 28V29H44ZM74 28V29H73ZM88 28L87 29H83V27H82V30H83V32H84V30L85 31H88V32H91L90 30H88ZM119 28V29H120ZM121 28V29H122ZM132 29V28H131ZM161 29H164L163 31L161 30ZM69 30H71V28L69 29ZM79 30H81V29H79ZM78 30V31H79ZM81 30V31H82ZM246 30H247V32H248V37H245V32H246ZM68 31V30H67ZM112 31V30H111ZM131 31V32H130ZM35 32H37V31H35ZM51 32V30H49V33ZM80 32V31H79ZM150 32V31H149ZM162 32V33H161ZM205 32V33H204ZM49 33H48V30H47V33L46 34H44L45 35V37H48V38H50V36H49ZM163 33L165 34V38L167 37V49H166V47L165 48H163V44L161 43L162 42V40H161V34H162V36H163ZM34 34V33H33ZM36 34V33H35ZM38 34H39V36H40V34H41V36H42V32H40L39 33V31H38ZM115 34H119V33H115ZM135 34H139L138 36L139 37H137ZM150 34H153V36L152 35H150ZM6 35V34H5ZM43 35V36H44ZM47 35V36H46ZM35 36V35H34ZM37 36V35H36ZM38 36V37H39ZM43 36L41 37L42 38V40H40L41 41V43L43 44L45 41H44V39L46 40V38L44 37L43 38ZM115 36V35H114ZM147 36H151V38L153 39V41L154 42H150V43H152V44H150V45H148V39H147ZM143 37H145V40L147 41V42H143V41H141V42H143V43H145V44H142L141 42H140V44L142 45H140V44H138L139 43V40H144L143 39ZM15 38V37H14ZM13 38V39H14ZM19 39V37H17L16 36V40H18ZM47 38V41L49 40ZM90 38V37H89ZM109 38V39H108ZM149 39L150 41H152V39ZM235 38H237L238 39V41L240 40L241 42H239V47H238V49H237V51H235V52H233L234 50L233 49H231L232 48V40L233 39H235ZM111 39V40H110ZM114 39H116V40H119V41H116V40H114ZM138 39V40H137ZM15 41V40H14ZM19 41L20 40H18V41H16V42H18V44H19ZM113 41L114 42H118V44H119V42H121V41H124L125 42V44L124 45H120V50H122V47H123V52L122 51H120L119 53H118V55H116L117 54V52H118V50L119 49H117V48H112L113 47V45H115V43H113ZM138 41V45H140L139 47L140 48H142L141 50H140V53H141V51H142V55L144 56L145 54H143V53H146L147 51H145L144 49H146L147 48V50L149 49V48H151L152 46H153V44H154V46L152 47L153 49H155V52H152V53H154V55H153V57H155L156 58V60H155V58L153 59V62H155L154 64L152 63L151 65V67H150V65H147V67H146V63H145V60H144V58H143V56H142V58H140L141 56H139V55H137V56H139V57H135L134 56V54H137L138 53V51H139V49L136 51H134V52H131L132 50H134V49H136L135 47H137V44H135V45H133L132 46V44L133 43H135V42H137ZM203 41V42H202ZM75 42H76V44H77V41H76V39H75V41L73 42L74 44H75ZM128 42V43H129ZM146 43H147V45H146ZM177 43H179L180 45H181V49L178 47V46H180V45H177ZM48 44V43H47ZM94 44V43H93ZM120 44H122V43H120ZM175 44V45H174ZM38 45V44H37ZM73 45V44H72ZM78 45V44H77ZM117 45V44H116ZM125 45H127V46H125ZM144 45V46H143ZM152 45V46H151ZM175 47H174V46ZM177 45V46H176ZM17 46V45H16ZM24 46V45H23ZM92 46V45H91ZM99 46V45H98ZM109 46H111V48H112V50L113 49H116L115 51H117V52H115L114 50H113V55L111 56V55H109V54H112V50L110 51V52H108L111 48H109ZM118 46V45H117ZM125 46V47H124ZM130 46H131V48H130ZM145 46H146V48H145ZM147 46H149V48L147 47ZM151 46V47H150ZM116 47V46H115ZM17 48V47H16ZM15 48V49H16ZM45 48V49H44ZM98 48H100V50H104L105 51V49H101V47L99 46ZM98 48L96 49V50H98ZM149 49L150 51H152L153 49ZM162 48H163V50H162ZM172 48H174V49H176V48H179V49H177V51L176 50H174V49H172ZM31 50L32 49H34L33 47H32V44H31V48H30ZM12 50V52L14 51L13 49H11ZM10 50V51H11ZM37 50H36V52H37ZM95 50V51H96ZM159 50H161V51H159ZM196 50H199L200 52L198 53V51H196ZM232 50V51H231ZM33 51V50H32ZM31 51V52H32ZM52 51V50H51ZM68 51V50H67ZM133 54V56H132V54ZM33 54L35 53V50H34V52H32ZM40 53L38 54L39 56H41L40 55ZM98 53V52H97ZM174 53L176 54V56L174 55ZM198 53V54H197ZM17 54V53H16ZM36 54V53H35ZM36 54V55H37ZM46 54V53H45ZM45 54H44V57H45ZM20 55V54H19ZM35 55V56H36ZM78 55H79V53H78ZM77 55V56H78ZM105 55V54H104ZM130 55V56H129ZM17 56V55H16ZM48 56H52V58H50V57H48ZM131 57L132 59H130L129 57ZM54 57H55V55H54ZM101 57V56H100ZM106 57V58H107ZM116 57V58H115ZM128 59H130V60H128ZM134 57V58H133ZM137 58H140L139 60L140 61H138V59ZM195 58H197L198 60H200V62H199V64H198V66H197V68H196V71L195 72H193V73H186L187 72V68L189 67V65H187L188 63H190V62H192V60L194 61L195 60ZM16 60H17V58H15ZM73 59V60H74ZM136 59H137V64L135 63V61H136ZM142 59H143V61H144V64L143 63H141V61H142ZM34 60H35V57H34ZM53 60H55V59H53ZM127 61V63L128 62H130V63H128L129 64V66H128V64L127 63H125V61ZM131 60H133L134 62H131ZM212 60H214L215 61V65H216V68L215 69H211L210 68V66H209V63L212 61ZM122 61H124V63L125 64H123V63H121ZM142 61V62H143ZM45 62H47L46 63V65H48V67L47 66H44L45 64ZM118 62H120L121 64H119ZM138 62H140V64L138 63ZM178 62V63H177ZM52 63V62H51ZM116 63V64H115ZM41 64H43V66L41 65ZM81 64V63H80ZM102 64V65H101ZM106 64V63H105ZM109 64H111V66H109ZM126 64H127V66H126ZM170 64V65H171ZM26 65H28L29 67H26ZM33 65V64H32ZM36 65V66H35ZM40 65V66H39ZM94 65H96V64H94ZM121 65H123V67H121ZM126 67H125V66ZM145 65V66H144ZM174 65V66H173ZM56 66V65H55ZM73 66L76 68V66H77V68L76 69H74L73 68ZM107 66H109V67H107ZM143 66V67H142ZM178 66V67H177ZM179 66H180V68H179ZM188 66V67H187ZM100 67V68H99ZM151 68V70H152V68L154 69V71L152 70V72H148V69H149V71H151L150 70V68ZM161 67V68H160ZM185 67H187V68H185ZM194 67V66H193ZM207 67H208V69H207ZM49 68H50V70H49ZM102 68V69H101ZM171 68V67H170ZM179 68V69H178ZM185 68V72L183 71V69ZM61 69V68H60ZM96 69V70H97ZM172 69H170L169 71H170V73L172 74ZM181 69H182V72H184L185 74H181L180 72H181ZM64 70V71H63ZM76 70V71H75ZM67 71V72H66ZM70 73H69V72ZM111 73H110V72ZM16 72V73H17ZM67 74H66V73ZM28 73V74H27ZM69 73V74H68ZM109 73V74H108ZM159 73V74H158ZM169 73V74H170ZM176 73V74H177ZM0 74V76L2 77V75ZM25 74H27V75H25ZM79 74L81 75V77H79ZM157 74H158V76H157ZM168 74V73H167ZM167 74H166V76H167ZM180 74H181V76H180ZM21 75V77H23ZM153 75L151 76L152 78L149 80L148 79V81L149 82H151L152 81V79H153ZM156 75V76H155ZM162 76V75H161ZM84 77V79H82ZM169 77V76H168ZM168 77H166L167 79H164V77H162V79H164V80H168ZM170 77H169V79H170ZM81 78V79H80ZM92 78H93V80H92ZM96 78V79H95ZM102 78V80H100ZM89 79H91V80H89ZM104 79H106V82H105V80ZM155 79H153V80H155ZM28 80V79H27ZM83 80V81H82ZM95 80L97 81L98 80V82H99V84H101L100 82H102V84H103V82H104V84L105 85H98V84H96V82H95ZM100 80V81H99ZM104 80V81H103ZM37 81V80H36ZM160 81V80H159ZM188 81H191V82H188ZM194 81V82H193ZM5 82V81H4ZM155 83V82H154ZM182 84H184V85H182ZM187 84V85H188ZM197 84V83H196ZM152 85H153V83H152ZM151 84L150 85H148V86H152ZM179 85V86H178ZM181 85V86H180ZM189 85H191V84H189ZM158 87V86H157ZM166 87H168V85L166 86ZM242 91H245V92H242ZM253 91H261V92H253ZM21 92L22 91H18L17 89H10V90H6V91H4V90H0V95H4V96H11V97H16V96H19V95H21ZM173 92V94L175 95V96H178V97H183V96H186V95H188V94H190L189 93V90H187V87H183L181 90H174V91H172ZM223 92H225V93H223ZM226 92H228V93H226ZM136 93H138V91H132V93H130V95H135ZM162 92L161 91H157V90H153V91H150V92H148V94H146V96L145 97H143V98H139L138 100L140 101H142V100H145V99H147L148 101H149V103L151 102V101H158L160 98H161V96H162ZM114 100H115V102H114ZM117 100V101H116ZM219 100V99H218ZM84 101V100H83ZM66 102H67V100H66ZM111 102H110V104H111ZM123 102V103H122ZM2 103V102H1ZM7 103V102H6ZM5 103V104H6ZM3 104V103H2ZM2 104H1V107H2ZM4 104V106L3 107H5L6 105ZM109 104V103H108ZM110 104L109 105H107V107L108 106H110ZM9 105V104H8ZM112 105V106H113ZM234 105V106H235ZM75 106V105H74ZM111 106V107H112ZM3 107L1 108V109H3ZM7 107V106H6ZM17 107V106H16ZM26 107V106H25ZM66 107H67V105H66ZM107 107H106V109H107ZM11 108V107H10ZM68 108V107H67ZM70 108V107H69ZM113 108V107H112ZM236 108V107H235ZM101 109V108H100ZM121 111H122V109H121ZM237 111V112H238ZM66 114H68V116L66 115ZM254 114V115H253ZM72 115V116H71ZM27 117V116H26ZM257 117V118H258ZM68 118L70 119V118H72V119H70L69 121H68ZM250 118H251V116H250ZM96 119V118H95ZM11 120V119H10ZM15 120V119H14ZM17 121V120H16ZM24 121V120H23ZM33 121V122H34ZM43 123H42V122ZM22 122V121H21ZM104 122H107L106 121V119L104 120ZM103 122V123H104ZM13 124V123H12ZM32 124V123H31ZM94 125V124H93ZM235 125H237V124H235ZM258 125V124H257ZM260 125V127H262ZM12 126H14V125H12ZM44 126V127H43ZM76 126V125H75ZM238 126V125H237ZM19 127V126H18ZM42 127H43V129L41 128V130L42 131H44V129H46V126L45 125H42ZM120 128H122V126L120 125L119 126ZM258 127V126H257ZM91 128V127H90ZM97 128V127H96ZM120 128H116V131H120V130H122V129H120ZM236 128V127H235ZM237 130H236V132H238V130H239V127H237L236 128ZM76 132H74V131ZM79 130V131H78ZM97 130H99L98 128H97ZM31 131V130H30ZM18 132V131H17ZM74 132V135H75V137H74V135L72 134ZM92 132V131H91ZM24 133V132H23ZM30 133V132H29ZM86 133V132H85ZM31 134V133H30ZM46 133H44L43 134V136L45 135ZM82 134H83V136H84V138H83V136H82ZM100 134H101V132H100ZM125 134H127V133H125ZM46 135H48V134H46ZM72 135H73V138H72ZM86 135V136H85ZM122 135V134H121ZM86 137V138H85ZM91 137H93V138H91ZM40 138V137H39ZM146 139V138H145ZM97 140V141H96ZM101 140H103V139H101ZM114 142V141H113ZM14 145V144H13ZM117 145H119V147H117V146H115L116 148H118V149H120V150H118V152L119 151H121V147L123 146L122 144H117ZM120 145H122V146H120ZM12 145H11V149H12ZM123 148V147H122ZM38 150V149H37ZM67 150V151H66ZM55 151H57L56 153H54ZM62 151L63 152H65V153H62ZM72 151L74 152H80L81 153V155H83V158L81 157L80 159H79V165H77V161H76V157H74L73 156V154H72ZM61 153V154H60ZM70 154V156L68 157L66 154ZM137 153V152H136ZM80 155V154H79ZM7 156V157H6ZM67 156V157H66ZM72 157H74V158H72ZM13 158V157H12ZM17 158V157H16ZM14 159V158H13ZM73 159H75V160H73ZM121 159V158H120ZM8 160V161H7ZM84 162H83V161ZM74 161V162H73ZM82 161V164H80V162ZM77 162V163H76ZM88 162H91L93 165H95L94 167L92 166V168H91V166H90V168L91 169H93V170H90V169H88V170H90V171H88V170H86L87 168L85 167V165L88 163ZM44 163H46V165H47V167L46 168H43V166L41 165V164H44ZM72 163H74L75 165H76V167L78 166V168H76L75 167V165H74V167L72 166L73 164ZM15 164V165H14ZM36 164V165H35ZM72 164V165H71ZM83 164H85L84 166H83ZM96 164L98 165V164H100V166L97 168V166H96ZM15 166V167H13V168H15V169H13V171H11V169H12V166ZM38 166H40V167H42V168H40V167H38ZM77 169V171H76V169ZM86 168V169H85ZM105 170H104V169ZM43 169H45L44 170V172H40L39 173V171H43ZM80 169H84V170H86V171H84V172H87V173H89V176H90V178H88L89 180L88 181H86L87 183H83L84 181L83 180H79V179H77V172L78 173H80L79 171H80ZM82 170H81V172H82ZM104 170V171H103ZM31 171H34L35 173L36 172H38L39 174L37 175V173L35 174V175H37L38 176V178H37V180H35V183H37L38 181H39V183H37V184H35V185H37V188L36 189H34V188H32V186L31 185H33V187H36V186H34V184H32V181L30 180L29 182L31 183V184H29V182L27 181V183H26V185H25V187L22 185V187H21V182L23 181V179L25 178V176L27 175V174H29V173H32ZM91 171H93V173H94V175H92V174H90V172ZM103 171V172H102ZM41 173H42V175L44 174L45 176L44 177H48L47 175L50 173V175L51 174H54L53 176H54V179H53V177L52 176H50L51 177V179H53V180H50L49 179V182L46 180L47 178H45V180H46V182H45V180L40 176L41 175ZM45 173H47V174H45ZM83 173V172H82ZM85 174V175H87L86 176V179H87V177H88V174ZM34 174V173H33ZM32 175V174H31ZM92 175V176H91ZM80 176V175H79ZM84 176V175H83ZM98 176H96L95 177V180H96V178L98 179V180H96V182L98 183V184H101L102 183V177L103 176H101V177H98ZM41 179H40V178ZM56 177V178H55ZM82 177V176H81ZM85 178V177H84ZM99 178H100V180H99ZM104 179V178H103ZM108 179H109V177H108ZM114 179V180H113ZM118 179V180H117ZM41 180H44L43 182H41ZM94 180V181H95ZM102 180V181H101ZM117 180V181H116ZM50 181H52V182H50ZM99 181V182H98ZM34 182V181H33ZM78 182H80L81 184H78ZM90 182V181H89ZM114 182V183H115ZM46 183H48L47 185H46ZM82 183H83V185H82ZM95 184L97 187H100V188H102V186H103V184H101V186L99 185L98 186V184ZM104 183V182H103ZM29 184V185H28ZM106 184V183H105ZM112 184V183H111ZM116 184H114L115 185V187H117L116 186ZM49 185H51V191L49 190V189H47V187L46 186H49ZM82 185V187L80 188V187H78V186H81ZM84 185H85V187H84ZM17 186H19L18 188H16ZM31 186V188L29 189L28 187H30ZM84 187V188H83ZM87 187V188H86ZM95 187V186H94ZM27 188H28V191H27ZM39 188V189H38ZM49 188V187H48ZM81 189V190H80ZM82 189H85L86 191H85V193H84V196H85V194H86V192H87V194H88V197H87V195L85 196V197H83V195H82ZM36 190V191H37ZM48 190L50 191V192H48ZM97 190V189H96ZM81 191V192H80ZM84 191V190H83ZM35 192V191H34ZM89 192H90V189H89ZM40 193H38V194H40ZM22 194V193H21ZM25 194V195H26ZM31 194V193H30ZM37 194V195H38ZM40 194V195H41ZM45 194H46V196H45ZM24 195V194H23ZM23 196V197H25V199L23 198V204L22 205H20V208L19 209H25L26 208V206H25V204L27 205V203H28V205H27V207L29 206V200H27L26 201V203H25V201L24 200H26V197H28V196ZM80 195V196H79ZM110 196V195H109ZM20 197V196H19ZM43 197H46L45 198V200L46 199H48V201H49V204H48V202H47V200L45 201L44 199H43ZM78 197H81L80 198V200L81 201H79L78 199ZM83 197V198H82ZM29 198V197H28ZM27 198V199H28ZM36 198V197H35ZM31 199V198H30ZM114 199V198H113ZM38 200V201H39ZM77 200L80 202H78L77 204H78V206L76 205V202H77ZM14 201H15V199H14ZM20 201V200H19ZM37 201V202H38ZM39 202H41V201H39ZM90 202V201H89ZM88 201L86 202L87 204L89 203ZM111 202V201H110ZM83 203V205H81ZM91 203V202H90ZM39 204V203H38ZM86 205V204H85ZM84 205V206H85ZM22 206H23V208H22ZM76 206V207H75ZM86 206H89V204L88 205H86ZM45 207V206H44ZM116 207V206H115ZM31 208V206L30 207H28V210ZM59 208V207H58ZM74 208H76L75 210H74ZM24 209L22 210L23 212H24ZM93 209V208H92ZM31 210V209H30ZM30 210L27 212V208H26V210H25V212L24 213H22L21 212V217H23V215H25L26 217L24 218H21L20 216V218H21V223L23 222V221H28L27 219H29L28 218V216L30 217V215H27V213L28 214H30ZM42 210V212H43V209H41ZM46 210V209H45ZM47 211V210H46ZM49 211H47V212H49ZM27 212V213H26ZM60 212H61V210H60ZM96 212H98V211H96ZM96 212H94V213H96ZM52 213V214H51ZM88 213H90V212H88ZM100 214V213H99ZM48 215V214H47ZM92 215H93V211H92ZM92 215H90V216H92ZM96 215H98V213L96 214ZM102 214H100V216H101ZM45 216V215H44ZM89 216V217H90ZM95 216V215H94ZM93 216V217H94ZM16 217V216H15ZM57 217V218H58ZM93 217H92V219H93ZM31 218V217H30ZM99 218V217H98ZM16 219V218H15ZM49 219V218H48ZM76 219H78V220H76ZM88 219V218H87ZM91 219V221L93 222V220ZM95 219H96V217H95ZM34 221H35V219H33ZM37 220H39V218L38 219H36V221ZM67 220V221H66ZM86 220V219H85ZM101 220V219H100ZM108 220V219H107ZM111 220V219H110ZM14 221V220H13ZM66 221V222H65ZM97 221V220H96ZM19 222H20V219H19ZM18 222V223H19ZM37 222H38V226L40 227V228H38L37 227ZM36 223H34L33 222V224L34 225H36V226H34V229H36V228H38V229H36L38 232L39 231H41V232H44L43 230H41L42 229V224L41 223H39L40 222V220L39 221H37ZM59 222H61L60 224V226L58 225V223ZM71 222V223H70ZM85 222V221H84ZM94 222H95V220H94ZM98 222H101V221H99L98 220ZM67 223V224H66ZM110 223V222H109ZM23 224H25V225H27V224H29V221L27 222V224L26 223H24L23 222ZM41 224V225H40ZM64 224H66V225H64ZM74 224V225H75ZM100 224V223H99ZM102 224V223H101ZM14 225V224H13ZM19 225V224H18ZM17 225V226H18ZM46 225H48L47 223H46ZM51 225V224H50ZM77 225V224H76ZM89 225V224H88ZM20 226H21V224H20ZM31 226V225H30ZM49 226V225H48ZM47 226V227H48ZM72 227V229H71V227ZM87 226V231H86V229H85V227ZM100 226V225H99ZM98 225H97V227H99ZM16 227V226H15ZM15 227L13 226V228L11 227V229H14V231H15ZM36 227V228H35ZM50 227V226H49ZM52 227L50 228V230L51 231H53L52 230ZM89 227V228H88ZM96 227V228H97ZM104 227L105 226H103V230H104ZM16 228H18V227H16ZM20 228V227H19ZM90 228H91V231H90ZM120 228V227H119ZM10 229V230H11ZM40 229V230H39ZM47 229V228H46ZM49 229V228H48ZM75 229V230H74ZM79 229H81V232L79 231ZM88 229H89V231H88ZM101 229H102V227H101ZM100 229V230H101ZM20 230V229H19ZM21 230H23V228L21 229ZM20 230V231H21ZM27 230V229H26ZM35 230V231H36ZM68 230H71V231H68ZM77 230L80 232H77ZM83 230V231H82ZM96 230H98V229H96ZM12 231V230H11ZM34 231V232H35ZM36 231V233H37V236H38V232ZM74 231H76V232H74ZM86 231V234L87 233H89V235H91V237L90 238H87L84 234V232ZM95 231V230H94ZM99 231V230H98ZM124 231H125V228H124ZM13 232V231H12ZM31 232V231H30ZM47 232V231H46ZM66 232V233H67ZM74 234H73V233ZM97 232V231H96ZM21 233H22V231H21ZM40 233V232H39ZM72 233V234H71ZM75 233H78L79 234V239L81 240H79L76 236L78 235H76ZM82 233V234H81ZM98 233V232H97ZM18 234V233H17ZM26 234L28 235V233L26 232ZM41 234V233H40ZM95 234V233H94ZM105 234V233H104ZM111 234V233H110ZM122 233H120V235H121ZM14 235H16V234H14ZM13 235V236H14ZM23 235V234H22ZM36 235V234H35ZM69 235H71L70 236V238H69ZM84 237H82V236ZM88 234H87V236H89ZM97 235V234H96ZM25 236V235H24ZM41 236V235H40ZM39 236V237H40ZM76 239H74L73 237ZM110 236V235H109ZM112 236V235H111ZM111 236L109 237V238H111ZM17 237V235L15 236V238ZM28 237H31V235H29V236H27V238ZM71 237L74 239L73 241H70V240H72L71 239ZM80 237H82V238H80ZM96 237V238H95ZM69 238V239H68ZM87 239L86 241L84 240L83 241V239ZM94 239L95 238V241L93 240H89V239ZM108 238V237H107ZM78 239V240H77ZM103 239H105V241L107 240L105 237L103 238ZM18 240H22V239H18ZM17 240V241H18ZM25 240H27V239H25ZM24 240V241H25ZM104 241V242H105ZM19 242V241H18ZM18 242H16V245H18ZM26 242V241H25ZM50 242V241H49ZM96 243H98V241L96 242ZM105 243H107V242H105ZM19 244H21V243H19ZM23 245V244H22ZM21 245V246H22ZM31 245H33V244H31ZM93 245H94V243H93ZM105 245V244H104ZM28 246V247H27ZM3 247H5L4 249H3ZM15 247H17V246H15ZM23 247V246H22ZM24 247H25V245H24ZM26 247L27 248H29L30 247V245L28 244L27 245V243H26ZM91 247V246H90ZM94 247L95 246H93V249H91V250H94ZM216 247V246H215ZM220 247V246H219ZM19 247H17V249H18ZM33 248H34V246H32V249L31 248H29L30 250H33ZM86 248V247H85ZM92 248V247H91ZM51 249V248H50ZM59 249V248H58ZM58 249L56 250V251H58ZM96 249V248H95ZM106 249V248H105ZM212 249V248H211ZM218 249V248H217ZM19 250V249H18ZM43 250V249H42ZM48 250H46V251H43V253L44 254H47V253H45V252H47ZM51 251V250H50ZM50 251H48V253H50V254H52V255H57V253H51ZM62 250H60V253H62L61 252ZM214 251H216V250H213V252ZM59 252V251H58ZM75 252H77V251H75ZM91 252H93V251H91ZM209 252H210V250H209ZM21 253V252H20ZM79 253H80V251H79ZM82 254H84V252H81ZM90 253V252H89ZM88 252H85V254L84 255H82V257L86 260V263H87V259H86V257L87 256H90V255H92V254H90V255H88L89 254ZM49 254V255H50ZM66 254H67V252H66ZM65 254V255H66ZM71 254V253H70ZM69 254V255H70ZM73 254V253H72ZM75 254V253H74ZM100 254H101V252H98V253H96V252H94V254H93V256L91 257H87L88 259L89 258H95L96 260H98L99 259V256H100ZM106 254V253H105ZM186 254V253H185ZM24 255V254H23ZM22 255V256H23ZM43 255V254H42ZM51 255V256H52ZM60 255V254H59ZM63 255V254H62ZM76 255L77 254H75V255H72V257H68V255H66L67 256V258H65L64 256L63 257H61V255H60V257H58V256H52V258H53V261L56 263V264H76L77 262V264H81V261L83 260V258H81V256H77L76 257ZM81 255V254H80ZM87 255V256H86ZM86 256V257H85ZM106 257H108V258H110V254L107 252V256ZM158 257V256H157ZM165 257V256H164ZM24 258V257H23ZM52 258H49V259H52ZM161 259H162V257H160ZM168 258V257H167ZM46 259V258H45ZM82 259V260H81ZM123 259V258H122ZM164 259V258H163ZM181 259V258H180ZM42 260H44V257H43V259ZM47 260V262H49V260H48V258L46 259ZM46 260H44V261H46ZM76 260H77V262H76ZM79 260V261H78ZM26 262H27V260H26ZM38 262L39 261H37V264H38ZM41 262H43V261H41ZM41 262H39V264L41 263ZM47 262H45V263H47ZM83 263H84V261H82ZM111 262V261H110ZM162 262V261H161ZM184 262H185V260H184ZM29 262H27V264H28ZM34 262H32V264H33ZM36 263V262H35ZM44 263V262H43ZM42 263V264H43ZM44 263V264H45ZM82 263V264H83ZM160 263V262H159ZM192 263H193V261H192ZM115 264V263H114ZM182 264V263H181Z\"/></svg>", "mask_w": 264, "mask_h": 264}]
</instances>
